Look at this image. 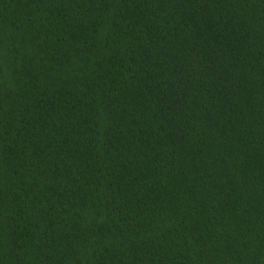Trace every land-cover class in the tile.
<instances>
[{
	"label": "trees",
	"instance_id": "obj_1",
	"mask_svg": "<svg viewBox=\"0 0 264 264\" xmlns=\"http://www.w3.org/2000/svg\"><path fill=\"white\" fill-rule=\"evenodd\" d=\"M0 264H264V0H0Z\"/></svg>",
	"mask_w": 264,
	"mask_h": 264
}]
</instances>
